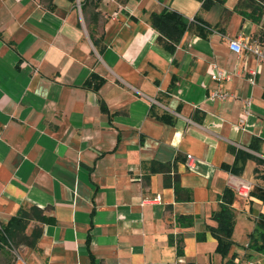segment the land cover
Returning <instances> with one entry per match:
<instances>
[{"label": "crops", "instance_id": "0c3cea01", "mask_svg": "<svg viewBox=\"0 0 264 264\" xmlns=\"http://www.w3.org/2000/svg\"><path fill=\"white\" fill-rule=\"evenodd\" d=\"M76 2L0 0V223L31 204L48 216L38 247L21 246L14 264L211 261L220 194L264 188V63L230 49L234 38L264 43V25L238 13L239 0L205 13L200 0H102L106 19L93 23ZM166 8L203 19L172 51L151 22ZM92 73L105 79L99 91L84 87ZM218 88L230 96L211 100ZM241 151L253 156L238 174L226 165ZM153 162L169 163L192 198L176 199ZM242 198L236 216L261 203Z\"/></svg>", "mask_w": 264, "mask_h": 264}, {"label": "trees", "instance_id": "16d2710c", "mask_svg": "<svg viewBox=\"0 0 264 264\" xmlns=\"http://www.w3.org/2000/svg\"><path fill=\"white\" fill-rule=\"evenodd\" d=\"M74 2L76 0H73ZM102 0H82V10L90 14V20L97 21L101 12L98 11V6ZM203 9H208L216 3L225 4L227 0H200ZM236 11L240 13L244 18H248L255 22L257 25H264V0H239L236 5ZM202 22L201 16L196 15L194 21L186 18L182 13L176 10L164 9L160 13H153L151 15L152 26L159 32L158 42L169 50L174 49L175 43H177L183 34L189 29L190 24L193 22ZM198 33L202 36H206L203 31L204 27L201 24L197 25ZM92 40L96 46L101 47L102 37H96L91 34ZM103 53V46L100 48ZM105 79L97 73L92 75L85 81L84 87L99 91L104 84ZM101 108L105 112L107 106L104 100L100 101ZM165 120H168L166 115L162 116ZM252 147L254 144L252 143ZM257 148V147H256ZM255 149V148H254ZM253 155L241 151L238 154V158L233 165H226L234 173H241L245 160ZM241 163L239 164L240 160ZM171 165L169 163L153 162L150 168V172L161 171L166 174L165 184L174 187L176 193V199L178 200H190L192 198L191 192L186 193V189L181 185L179 176L176 174L174 179H169V172L171 171ZM251 196H259L264 199V188L255 187L252 189ZM238 194L236 191L227 187L223 193L220 194V206L219 209L214 211L213 218L217 221V225L211 227V232L217 240L216 251L223 256H227L230 253L232 244L234 243L233 233L236 225V212L234 209V203ZM48 220L46 211L44 208L37 206L36 204L25 205L20 208L18 213L13 216L7 223L2 224V230L0 229V249L4 254L8 256L9 263L14 264L17 259V250L21 246H28L31 248H37L40 238L42 236V223ZM180 225L184 227L191 226L193 224L192 216H180L177 219ZM257 223L263 229L261 231L262 244L258 242L259 238L252 243L251 246L255 248H261L264 251V215L261 214L257 218ZM34 224V225H33ZM33 225V226H32ZM203 233L200 236L203 238ZM175 240L171 237V242ZM261 241V240H260ZM177 248L180 255L184 254V244L182 236H178ZM185 264H196L195 262H187ZM224 264H236L232 260L225 262Z\"/></svg>", "mask_w": 264, "mask_h": 264}, {"label": "rangeland", "instance_id": "374dc122", "mask_svg": "<svg viewBox=\"0 0 264 264\" xmlns=\"http://www.w3.org/2000/svg\"><path fill=\"white\" fill-rule=\"evenodd\" d=\"M174 8L176 7L173 6V9ZM201 11L205 13L204 9H201ZM82 15L84 16V19L90 20V14L88 12H82ZM102 18L106 19V15L102 14L101 19ZM254 197L256 198L254 200H260L261 203L259 202L254 206L252 214H248L249 207L247 205L244 207H238L236 225L233 233L234 243L231 246L230 253L227 256H223L215 249L213 251L211 261L207 258L205 263L221 264V260H223L224 264L225 262L232 260L236 264H247L248 262H253L254 264H264V251H262L261 248L251 246L257 238L261 240H258L260 244L263 242L261 239V231L263 228L258 225L257 218L261 214L264 215V211L260 210L261 206L264 207V199L259 196ZM8 259V256L0 250V264H8Z\"/></svg>", "mask_w": 264, "mask_h": 264}, {"label": "built area", "instance_id": "2783aa9c", "mask_svg": "<svg viewBox=\"0 0 264 264\" xmlns=\"http://www.w3.org/2000/svg\"><path fill=\"white\" fill-rule=\"evenodd\" d=\"M76 4L79 10H81L82 0H77ZM190 20L194 21V18ZM230 49L239 55H243L245 53L253 54L259 62L264 63V43L258 40H251L250 38H244V39L234 38L230 41ZM211 77L214 80H222V79H227L228 75L223 70H216ZM229 96L230 94L227 91H225L223 88L214 89L210 93L211 100H224ZM245 105H246L245 114H248L249 105H250L249 99L245 101ZM188 157L192 158L191 155H189ZM235 191L239 196L249 198L251 196L250 193L252 191V185L249 183L239 184L235 187ZM0 229L2 230L1 223H0ZM247 264H254V263L248 262Z\"/></svg>", "mask_w": 264, "mask_h": 264}]
</instances>
